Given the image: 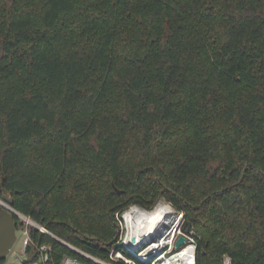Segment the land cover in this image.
Segmentation results:
<instances>
[{
	"label": "trees",
	"instance_id": "16d2710c",
	"mask_svg": "<svg viewBox=\"0 0 264 264\" xmlns=\"http://www.w3.org/2000/svg\"><path fill=\"white\" fill-rule=\"evenodd\" d=\"M5 196L103 261L164 197L196 264H264V0H0Z\"/></svg>",
	"mask_w": 264,
	"mask_h": 264
},
{
	"label": "built area",
	"instance_id": "2783aa9c",
	"mask_svg": "<svg viewBox=\"0 0 264 264\" xmlns=\"http://www.w3.org/2000/svg\"><path fill=\"white\" fill-rule=\"evenodd\" d=\"M4 205L11 209L24 222V227L16 229V233L17 231L21 233V252L28 254V257L20 260L18 256L20 264H50V246L46 243L34 244L28 230V225L51 236L76 254L64 255L56 264H196V243L194 236L190 231L181 230L178 225L174 231L160 241H156L158 238H161L160 232H156L154 241L150 243L145 242L146 238L130 243L131 238L128 236L126 228L125 231L119 233L114 243V246L118 247V249L110 251L108 255L109 261H103L57 237L46 228L33 222L29 217L15 211L10 205ZM179 215L180 218L183 217L181 213ZM179 236H184L186 241L179 247H175V241ZM149 238H153V236ZM222 264H230V259L224 257Z\"/></svg>",
	"mask_w": 264,
	"mask_h": 264
},
{
	"label": "bare ground",
	"instance_id": "6f19581e",
	"mask_svg": "<svg viewBox=\"0 0 264 264\" xmlns=\"http://www.w3.org/2000/svg\"><path fill=\"white\" fill-rule=\"evenodd\" d=\"M142 210V209H141ZM139 210V208L132 207L125 213L128 236L131 238L130 243L138 240H150L149 237L160 232V241L169 233L175 230L177 220L171 206L156 203L148 210ZM163 225H166L165 227ZM161 228H164L161 231ZM154 241V240H153Z\"/></svg>",
	"mask_w": 264,
	"mask_h": 264
},
{
	"label": "water",
	"instance_id": "95a60500",
	"mask_svg": "<svg viewBox=\"0 0 264 264\" xmlns=\"http://www.w3.org/2000/svg\"><path fill=\"white\" fill-rule=\"evenodd\" d=\"M114 189L117 192H121L116 187ZM12 203V198L5 196L0 204L3 206L0 210V261L4 258L11 250L17 236H16V226L13 219V211L6 207L4 204L10 205ZM34 222V221H33ZM192 224L188 223L187 232L191 230ZM150 240H145L146 243H150L155 238H149ZM186 238L184 236H179L175 241V247H179L185 243Z\"/></svg>",
	"mask_w": 264,
	"mask_h": 264
},
{
	"label": "rangeland",
	"instance_id": "374dc122",
	"mask_svg": "<svg viewBox=\"0 0 264 264\" xmlns=\"http://www.w3.org/2000/svg\"><path fill=\"white\" fill-rule=\"evenodd\" d=\"M156 203H163V204L171 206V204L164 197H158V199L156 200L155 204ZM132 207H137V208L139 207L140 208L139 210H141V209L145 210V208L143 206L131 203L122 211V213L120 215L118 213H116L115 217H116V220H117L118 226H119L118 235H119V233L121 231H125V229L127 228V226H126V218H125L124 214H125V212L127 210H129ZM171 208H172V210L174 212V215L177 218V220H175L176 226L178 225L181 228V230H182V225H183V221H184L183 218L184 217L180 218L179 213L172 206H171ZM163 226L165 227L166 225H163ZM163 230H164V228H161V231H163ZM190 232L192 234L194 233L192 228H191ZM16 234H17V238H16V240H15V242H14V244H13L11 250H10V252L4 257V262L1 263V264H20L19 259L23 260V259L28 257V254H24V253L21 252V233L19 231H17ZM18 256H19V259H18Z\"/></svg>",
	"mask_w": 264,
	"mask_h": 264
}]
</instances>
